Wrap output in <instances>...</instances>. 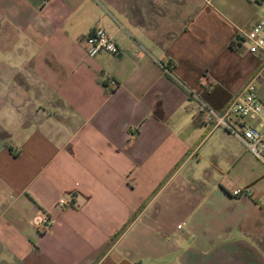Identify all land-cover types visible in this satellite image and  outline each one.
<instances>
[{
    "label": "crops",
    "instance_id": "1",
    "mask_svg": "<svg viewBox=\"0 0 264 264\" xmlns=\"http://www.w3.org/2000/svg\"><path fill=\"white\" fill-rule=\"evenodd\" d=\"M245 3L0 0V264H264V165L198 113L264 95Z\"/></svg>",
    "mask_w": 264,
    "mask_h": 264
},
{
    "label": "built area",
    "instance_id": "2",
    "mask_svg": "<svg viewBox=\"0 0 264 264\" xmlns=\"http://www.w3.org/2000/svg\"><path fill=\"white\" fill-rule=\"evenodd\" d=\"M210 3L212 0H204ZM264 8V3L261 4ZM243 40L248 44V52L264 57V16L243 34ZM87 47V55L91 58L101 52L116 55L117 46L104 30L97 28L90 35L82 39ZM163 70L169 73L168 68ZM198 113L204 124L220 127L234 136L243 147L250 152L260 163L264 165V95L259 96L257 85L249 82L223 113H217L204 103H199ZM249 195V190L236 189L233 196ZM64 200H58L57 205L63 207ZM53 221L48 217L37 220L36 224L45 229Z\"/></svg>",
    "mask_w": 264,
    "mask_h": 264
},
{
    "label": "rangeland",
    "instance_id": "3",
    "mask_svg": "<svg viewBox=\"0 0 264 264\" xmlns=\"http://www.w3.org/2000/svg\"><path fill=\"white\" fill-rule=\"evenodd\" d=\"M262 3H264V0H246V3L242 6L243 11L239 18L238 26L240 37L249 31L255 18L264 16V8L261 5ZM236 48L237 52L242 55L243 52L248 50V44L246 41H243L240 45L236 44Z\"/></svg>",
    "mask_w": 264,
    "mask_h": 264
}]
</instances>
